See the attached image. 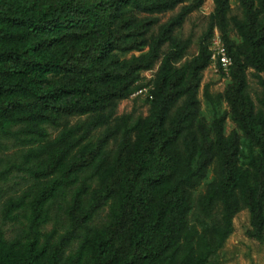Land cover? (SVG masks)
Returning <instances> with one entry per match:
<instances>
[{
	"label": "trees",
	"instance_id": "obj_1",
	"mask_svg": "<svg viewBox=\"0 0 264 264\" xmlns=\"http://www.w3.org/2000/svg\"><path fill=\"white\" fill-rule=\"evenodd\" d=\"M202 3L0 0V154L22 150L0 181L26 185L0 208V264H219L243 210L264 242V0H212L185 60L191 36L174 32ZM214 29L232 66L208 124L197 96ZM143 89L145 116H115Z\"/></svg>",
	"mask_w": 264,
	"mask_h": 264
},
{
	"label": "rangeland",
	"instance_id": "obj_2",
	"mask_svg": "<svg viewBox=\"0 0 264 264\" xmlns=\"http://www.w3.org/2000/svg\"><path fill=\"white\" fill-rule=\"evenodd\" d=\"M231 8H234V4H231ZM178 9L179 7L171 12L152 16L158 19V23L153 27L152 31L156 32L158 26L166 23L177 13ZM212 10V0H203L199 10L187 16L182 26L175 30L174 35L178 38L184 39L191 36V44L187 50L185 60H189L192 56L196 55L198 38L203 32L206 26L207 16ZM233 13H236L235 9H233ZM139 17H143V15H139ZM230 37L233 40H236L233 33L230 34ZM135 55H137V53ZM154 72L155 69L141 73L142 82H148L152 78ZM227 81L228 79H224L220 74L214 73L209 67L203 72L197 97L200 103V117L208 124H210L213 118L218 117L223 112L227 111L225 102L217 99V95L223 91ZM247 82L249 91L253 97L254 94L258 92V87L249 74L247 75ZM204 86L207 87L209 99H206L202 93ZM146 95V90H142L141 92L138 91L128 99L119 102L116 107L115 116L120 117L124 114H132L133 118H136L137 116H145L147 113ZM74 121H76V119H74L73 122ZM232 128L233 125L230 120L227 119L224 125L225 133H228ZM53 135H55V133H53ZM21 151L20 148L12 145L11 142H7L6 149L0 154V157H2L0 171L5 170L8 167V163L20 160L19 155ZM11 174H15L13 170ZM212 179L213 171L210 169L206 178L201 182L200 186L194 193V197L203 193L205 185ZM25 186L26 185L22 180L14 177H9L7 181H0V208L9 197L18 195ZM3 227L7 231V236H10L12 234V227L7 224ZM232 227L233 230L231 235L213 259L219 264H264V242L250 240L245 235V232L248 229V213L246 210L241 211L233 218ZM49 228L50 226L47 227V229Z\"/></svg>",
	"mask_w": 264,
	"mask_h": 264
},
{
	"label": "built area",
	"instance_id": "obj_3",
	"mask_svg": "<svg viewBox=\"0 0 264 264\" xmlns=\"http://www.w3.org/2000/svg\"><path fill=\"white\" fill-rule=\"evenodd\" d=\"M208 52L210 60L208 67L211 68L214 73L220 74L222 78L228 79L232 66V60L227 54L221 35L216 29L213 30L212 36L209 40ZM143 90H146L147 94V89Z\"/></svg>",
	"mask_w": 264,
	"mask_h": 264
}]
</instances>
